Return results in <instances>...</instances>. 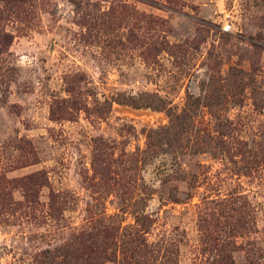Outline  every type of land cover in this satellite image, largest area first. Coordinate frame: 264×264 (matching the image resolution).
Masks as SVG:
<instances>
[{"label": "rangeland", "instance_id": "rangeland-1", "mask_svg": "<svg viewBox=\"0 0 264 264\" xmlns=\"http://www.w3.org/2000/svg\"><path fill=\"white\" fill-rule=\"evenodd\" d=\"M0 264H264V0H0Z\"/></svg>", "mask_w": 264, "mask_h": 264}]
</instances>
